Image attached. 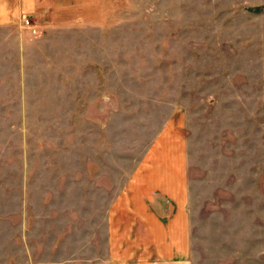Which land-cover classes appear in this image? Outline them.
<instances>
[{
    "label": "rangeland",
    "instance_id": "374dc122",
    "mask_svg": "<svg viewBox=\"0 0 264 264\" xmlns=\"http://www.w3.org/2000/svg\"><path fill=\"white\" fill-rule=\"evenodd\" d=\"M67 5L43 87L0 106V243L25 221L84 263L95 206L170 212L171 185L194 264H264V0Z\"/></svg>",
    "mask_w": 264,
    "mask_h": 264
},
{
    "label": "crops",
    "instance_id": "0c3cea01",
    "mask_svg": "<svg viewBox=\"0 0 264 264\" xmlns=\"http://www.w3.org/2000/svg\"><path fill=\"white\" fill-rule=\"evenodd\" d=\"M67 8V0H0V106L23 100L28 84L43 87L48 45L64 44L66 28L81 24L65 18ZM160 187L170 212L156 199L133 196L107 199L101 212L95 206L90 211V256L84 263L79 255L66 254L64 232L54 233L49 242L39 228L24 221L0 243V264H194L187 201L171 185L168 190ZM56 249L58 258L51 260L49 253Z\"/></svg>",
    "mask_w": 264,
    "mask_h": 264
},
{
    "label": "built area",
    "instance_id": "2783aa9c",
    "mask_svg": "<svg viewBox=\"0 0 264 264\" xmlns=\"http://www.w3.org/2000/svg\"><path fill=\"white\" fill-rule=\"evenodd\" d=\"M24 24L28 25V20L27 19L24 20Z\"/></svg>",
    "mask_w": 264,
    "mask_h": 264
}]
</instances>
